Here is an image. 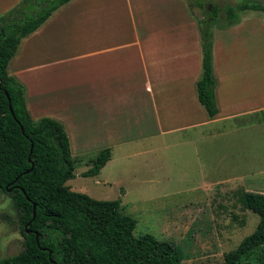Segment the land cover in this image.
Listing matches in <instances>:
<instances>
[{"label":"crops","instance_id":"crops-1","mask_svg":"<svg viewBox=\"0 0 264 264\" xmlns=\"http://www.w3.org/2000/svg\"><path fill=\"white\" fill-rule=\"evenodd\" d=\"M20 2L0 0V16ZM262 35L259 10L214 28V117L198 97L202 37L187 0H71L21 40L8 73L33 119L64 125L73 158L111 149L94 176L157 187L189 166L204 172L200 187L223 188L224 171L239 167L241 132L264 124Z\"/></svg>","mask_w":264,"mask_h":264},{"label":"trees","instance_id":"trees-1","mask_svg":"<svg viewBox=\"0 0 264 264\" xmlns=\"http://www.w3.org/2000/svg\"><path fill=\"white\" fill-rule=\"evenodd\" d=\"M69 1L21 0L0 16V190L13 198L24 237L23 250L1 258L0 264H182L174 242L134 233L137 221L123 213L121 199H96L67 185L75 177V159L64 125L51 117L33 119L24 85L8 73L21 40ZM193 2L203 13L197 15L203 46L198 97L214 117V28L238 23L246 10L264 12V2L236 0L211 8L205 0ZM111 154L110 148L101 150L84 175L99 174ZM238 200L260 220L256 230L225 255L224 264H244L257 253V264H264V193L242 190Z\"/></svg>","mask_w":264,"mask_h":264},{"label":"rangeland","instance_id":"rangeland-1","mask_svg":"<svg viewBox=\"0 0 264 264\" xmlns=\"http://www.w3.org/2000/svg\"><path fill=\"white\" fill-rule=\"evenodd\" d=\"M187 1L196 17L203 15L194 0ZM205 1L210 8L213 3H236V0ZM246 127L241 132L246 139L238 142L244 145H237L235 154L239 167L224 171L229 181L223 188L200 187L204 172L192 171L189 166H185L187 173L173 172L179 180L170 173L171 179L163 186L122 188L106 181L107 174L84 175L91 167H86L87 161L94 159L99 150L89 151L82 158L74 156L75 177L67 185L96 199H121L123 213L137 221L134 233H149L174 242L182 252V264H224L225 255L254 232L260 220L257 213L245 209L238 200L242 190L264 193V124ZM241 176L242 179L236 178ZM21 230L20 212L13 198L0 190V259L23 250ZM259 255L243 263L257 264Z\"/></svg>","mask_w":264,"mask_h":264},{"label":"water","instance_id":"water-1","mask_svg":"<svg viewBox=\"0 0 264 264\" xmlns=\"http://www.w3.org/2000/svg\"><path fill=\"white\" fill-rule=\"evenodd\" d=\"M34 215H35V212H34ZM26 229H28V225H26ZM29 233H32L33 231L32 230H28ZM37 235V239L39 238V234H36Z\"/></svg>","mask_w":264,"mask_h":264}]
</instances>
